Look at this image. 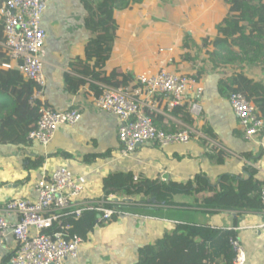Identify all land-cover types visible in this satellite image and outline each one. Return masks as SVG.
Listing matches in <instances>:
<instances>
[{"label":"crops","instance_id":"1","mask_svg":"<svg viewBox=\"0 0 264 264\" xmlns=\"http://www.w3.org/2000/svg\"><path fill=\"white\" fill-rule=\"evenodd\" d=\"M162 1L167 4V19L176 22L174 34L167 30V24H157L154 33L160 34L161 43L157 42L156 47L151 45L150 40L145 41L139 36L148 34L143 30L144 24L151 19L154 2L150 0L118 10L121 26L105 69L111 71L119 67L131 74L135 81L139 75L154 73L164 65L179 74L198 73L204 90L201 94L189 93L187 101L198 102L200 113L195 115L189 109L193 120L187 122L173 113L174 109H168L167 97L158 96L160 110L156 113L159 117L156 123L166 130L192 127L201 134L194 135L187 144L175 143L167 147L151 142L139 144L129 157L120 158L119 118L94 105L95 92L90 86L94 81L87 79L86 85L77 94L70 93L64 81L65 73L71 72V57L92 46L101 35V30H92L87 26L91 2L54 0L49 3L42 20L47 35L42 52L47 82L39 99L55 110L80 109L82 117L75 125H61L47 147L34 140L18 147L0 145V204L15 197H34L33 184L40 175V169H26L24 158L27 155H45V165L50 168L66 166L76 173H89L92 182L86 197L95 200L103 199L102 179L112 171L131 170L150 178L181 182L200 173L217 179L223 174L242 175L243 167L248 165L246 156L250 154L258 156L253 165L255 176L264 181V131L259 137L262 147L247 139L245 127L230 106L228 94L220 87L229 75L238 70L264 82V58L256 63L239 62L217 67L208 60L203 61L202 37L216 32V25L227 14V2ZM183 1L182 18L176 20L174 15L178 12L174 4L178 2L182 5ZM130 15L134 24L129 28L128 23L124 25L123 19ZM2 42L3 28L0 24V48ZM163 47H172L173 50L161 52ZM169 57L172 58L170 62ZM216 147L223 149L227 155L223 162L217 161ZM94 154L100 157L90 163L83 161L85 155ZM132 200L145 203V198L139 194ZM171 203L164 210L176 215L171 219L126 214L116 220L98 222L83 244L78 259H69L66 264H135L139 248L173 230L179 221L186 223L189 219L201 225L233 229L245 249L246 264H264V230L260 226L264 222V212L205 208L198 206L195 195L187 192H177ZM9 219L12 223L17 220L15 217ZM237 219L239 223H236ZM15 246L11 229L4 237L0 235V264H8L3 260L13 255Z\"/></svg>","mask_w":264,"mask_h":264},{"label":"trees","instance_id":"2","mask_svg":"<svg viewBox=\"0 0 264 264\" xmlns=\"http://www.w3.org/2000/svg\"><path fill=\"white\" fill-rule=\"evenodd\" d=\"M86 1L91 2L87 26L92 30H101V35L92 46L71 57V72L64 75L68 91L77 94L86 85L87 79L94 81L90 84L95 92L94 96L101 93L95 82L113 87L134 88L138 81L131 74L125 73L119 67L108 71L105 64L113 53L121 26L117 11L142 3L143 0ZM225 1L227 14L216 25V32L202 37L201 46L205 55L203 61L208 60L215 67L239 62L256 63L261 57L264 58V0ZM5 63L12 61L7 51L0 48V145L18 147L32 141L28 136L37 128L41 107L46 105L39 98L32 100L35 92L43 88L14 67L4 69L2 65ZM192 74L200 78L198 73ZM220 87L228 96L232 92L243 93L255 103L264 119L263 81L238 70L229 75ZM173 109V113L187 122L193 120L188 101ZM148 113L159 127L156 123L159 118L157 112ZM215 149L218 150L217 161L223 162L227 157L225 151L217 147ZM98 157L100 156L95 154L85 155L83 161L90 163ZM257 157L252 154L246 156L253 164L257 162ZM45 163V155H27L24 158L25 167L29 171L40 169ZM255 173L256 169L252 165H245L242 175L223 174L212 179L200 173L181 182L162 180L160 177L150 178L131 170H116L103 177L102 191L105 198L111 195H142L145 203L138 201L119 204L117 207L125 213L164 219L176 217L174 213L164 210L165 206L172 204L173 196L177 192L195 195L198 206L205 208L264 212V181L258 179ZM118 218L115 215L113 220ZM98 222H101L98 221V213L95 210H86L79 218L73 215L63 216L57 226L71 225L69 233H77L87 241ZM236 223H239V219ZM230 237H237L233 229L201 225L192 219L186 223L179 221L173 230L139 248L135 264H234L237 253L230 243ZM11 256L6 257L3 262L7 263Z\"/></svg>","mask_w":264,"mask_h":264},{"label":"built area","instance_id":"3","mask_svg":"<svg viewBox=\"0 0 264 264\" xmlns=\"http://www.w3.org/2000/svg\"><path fill=\"white\" fill-rule=\"evenodd\" d=\"M52 1L0 2V24L3 28L1 48L7 51L12 61L2 67L18 69L42 88L47 82L42 58L47 35L42 20ZM171 49L163 47L160 51ZM169 58L170 62L172 58ZM137 81L138 85L134 88L98 83L101 93L93 97L97 108L119 118L120 158L129 157L139 144L151 142L163 147L175 143L187 144L194 135L201 134L192 127L177 130L159 128L148 113L160 110L158 96L167 97L171 111L175 106L187 102L189 93L201 94L204 88L200 78L194 74L175 73L164 65L154 73L139 75ZM42 91H36L32 100L39 98ZM229 103L245 127L246 138L262 147L259 137L264 131V119L255 103L241 92H232ZM189 109L198 115L201 105L189 102ZM40 111L37 128L30 132L28 138L45 147L52 142L61 125H75L82 117L81 110L77 108L55 110L43 106ZM246 163L254 165L249 160ZM45 164L33 184L34 197H15L0 204V235L4 237L11 229L16 241L8 264H66L69 259H78L85 239L77 233H69L71 225L57 226L65 215L79 218L86 210H95L98 221H112L115 215L121 217L130 214L117 206L131 202L122 201L116 195L103 196L102 200L88 199L86 194L92 182L89 173H76L66 166L50 168ZM10 217L17 218L16 222L12 223ZM260 226L264 230V222ZM230 243L237 253L234 264H246L247 255L240 239L230 237Z\"/></svg>","mask_w":264,"mask_h":264},{"label":"rangeland","instance_id":"4","mask_svg":"<svg viewBox=\"0 0 264 264\" xmlns=\"http://www.w3.org/2000/svg\"><path fill=\"white\" fill-rule=\"evenodd\" d=\"M150 2H154V6L152 8V12H150V20H148L145 24H144V30H143V33L146 32L148 33L146 36H144L143 34H140L139 36H141L145 41L147 40H150L152 43L151 45L156 47L157 46V42H160V34L157 35L154 33V29H155V26L157 24H167L169 26V28L167 29L169 32H171L172 34H174V29H175V25H176V22L174 20H168L167 19V16L169 15L168 12H166V9H167V4L162 1V0H150ZM185 3L183 1L182 5H179L178 2H175L174 6H175V10L178 12L177 14L174 15V18L176 20H178L177 18H182V14H181V11L184 7ZM155 10H158V11H162L164 12L163 14H158V13H155L156 11ZM155 17H159L160 19L156 20ZM162 18V19H161ZM124 20V25L126 23H128L129 25V28L131 26H133L132 24H134V18L132 17V15L130 16H126ZM121 22V20H120ZM123 25V27H124ZM32 180V179H31ZM116 198H119L120 200H125V198H135L136 195H130L129 197H123V196H115ZM132 202H136L134 200H132ZM110 224V223H109Z\"/></svg>","mask_w":264,"mask_h":264},{"label":"water","instance_id":"5","mask_svg":"<svg viewBox=\"0 0 264 264\" xmlns=\"http://www.w3.org/2000/svg\"><path fill=\"white\" fill-rule=\"evenodd\" d=\"M125 200H126V201H129V202L132 201L131 198H125Z\"/></svg>","mask_w":264,"mask_h":264}]
</instances>
